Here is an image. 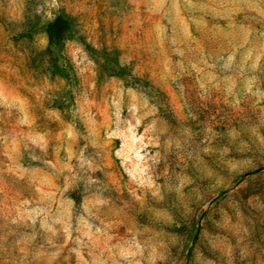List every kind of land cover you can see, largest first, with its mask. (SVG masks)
Here are the masks:
<instances>
[{"label": "rangeland", "instance_id": "374dc122", "mask_svg": "<svg viewBox=\"0 0 264 264\" xmlns=\"http://www.w3.org/2000/svg\"><path fill=\"white\" fill-rule=\"evenodd\" d=\"M0 264H264V0H0Z\"/></svg>", "mask_w": 264, "mask_h": 264}]
</instances>
